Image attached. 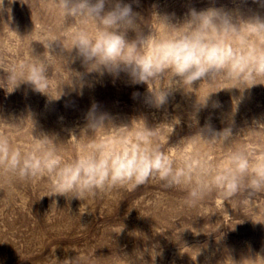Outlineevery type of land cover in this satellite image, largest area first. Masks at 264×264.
Listing matches in <instances>:
<instances>
[{"label":"clouds","instance_id":"1","mask_svg":"<svg viewBox=\"0 0 264 264\" xmlns=\"http://www.w3.org/2000/svg\"><path fill=\"white\" fill-rule=\"evenodd\" d=\"M19 2L30 7L34 23L23 35L13 27L11 5L16 0H7V7L0 0V88L6 94L26 84L49 100H59L64 85L83 86L84 73L69 67L80 59L86 73L119 76L123 72L131 83L146 84V102L156 108L177 90L195 93L191 120L196 130L169 144L178 118L155 127H149L143 117L117 123L95 104L80 133L71 132L67 140L36 133L31 113L11 122L0 117V192L19 195L21 185L39 186L42 197L53 198L49 212H54L55 197L85 201L116 189L132 193L151 183L183 194L180 206L190 216H176L175 226L177 221L183 227L184 219L191 222L217 212L223 216L226 205L254 223H264V120H254L234 133V120L216 130L211 124L200 127L196 118L213 93L238 89L242 97L246 90L264 84V16L210 6L190 8L183 20L175 22L159 14L144 21L124 0ZM257 2L264 6V0ZM130 30L135 38L129 39ZM34 42L43 46L42 53H36ZM204 85L209 91L201 95ZM233 103L234 116L239 98ZM160 200L157 193L149 203L158 205ZM217 202L222 210L201 212L206 205L215 208ZM141 215L157 221L151 214ZM122 230L116 226L112 233ZM133 235L148 239L137 232ZM72 249L77 255L62 264H99L95 249ZM153 249L138 248L133 256L111 254L105 264H148L145 253L153 257ZM228 257L220 264H228ZM231 261L237 264L232 257ZM239 264H264V255Z\"/></svg>","mask_w":264,"mask_h":264},{"label":"rangeland","instance_id":"2","mask_svg":"<svg viewBox=\"0 0 264 264\" xmlns=\"http://www.w3.org/2000/svg\"><path fill=\"white\" fill-rule=\"evenodd\" d=\"M124 3L131 4L138 19L144 21L159 14L175 22L183 20L190 8L202 10L210 6L238 10L245 16H264V6L257 0H124ZM5 5L8 6L7 0ZM11 8L13 27L18 28L21 35L30 32L34 27L30 7L16 0ZM35 18L39 24L38 11ZM141 26L147 33V26ZM128 37L135 38V32L130 30ZM33 46L36 53L44 51L40 43L34 42ZM69 67L84 73L83 86L79 83L75 88L64 85V95L59 100H49L26 84L11 94L0 88V117L11 122L31 113L36 133L67 140L71 132L80 133L86 114L95 104L98 111L108 113L117 123L143 117L149 127H155L178 118L180 123L175 126L169 144L177 143L196 130L191 120L195 93L184 94L183 90H177L165 105L156 108L146 102L147 85L131 83L123 72L119 76L89 74L80 59ZM199 83L194 86L198 87ZM208 91L207 85L200 90L201 95ZM234 98H239V103L233 116ZM196 118L200 127L211 124L216 130L226 127L230 119L234 120V133L251 126L254 120H264V84L246 90L242 97L238 89L213 93L208 106L200 109ZM167 128L170 130L171 126ZM17 192L19 195L0 192V264H62L64 259L77 255L72 248L81 252L95 249L99 264H105V257L111 254L120 252L133 256L138 248L153 247V257L145 253L148 264H220L228 256V264H232L231 257L239 264L245 258L264 255V223H254L226 205L228 212L223 211V216L217 212L208 217H196L191 222L184 219L183 227L181 221H177L175 226L173 218L190 216L189 211L180 206L183 194L163 189L159 184L150 183L132 193L116 189L85 201L69 202L64 197H55L58 207L54 212H49L53 198L42 197L41 187L21 185ZM157 193L161 196L159 204L149 203L155 200ZM217 209H223L219 202L215 208L204 206L201 212L207 215ZM141 213L153 215L158 222ZM116 226L123 228L121 233H112ZM209 230L214 232H203ZM196 231L201 232L197 235ZM136 232L148 239L133 235Z\"/></svg>","mask_w":264,"mask_h":264}]
</instances>
